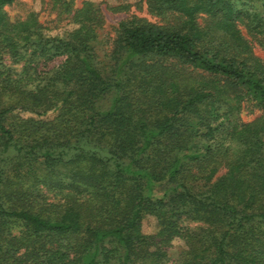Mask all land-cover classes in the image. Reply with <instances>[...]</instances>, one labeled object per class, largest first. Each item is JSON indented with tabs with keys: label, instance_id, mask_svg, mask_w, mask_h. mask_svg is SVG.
Listing matches in <instances>:
<instances>
[{
	"label": "trees",
	"instance_id": "trees-1",
	"mask_svg": "<svg viewBox=\"0 0 264 264\" xmlns=\"http://www.w3.org/2000/svg\"><path fill=\"white\" fill-rule=\"evenodd\" d=\"M17 1L0 0V264H264V0H146L163 22L121 20L103 56L94 2L42 21Z\"/></svg>",
	"mask_w": 264,
	"mask_h": 264
},
{
	"label": "rangeland",
	"instance_id": "rangeland-1",
	"mask_svg": "<svg viewBox=\"0 0 264 264\" xmlns=\"http://www.w3.org/2000/svg\"><path fill=\"white\" fill-rule=\"evenodd\" d=\"M84 1H92L101 9L103 22L99 30V44L97 46L100 56L104 55L106 47H110L112 41L110 39L114 37L116 27L121 20L138 16L153 22H163L161 16L154 15L149 11L146 0H76L78 6ZM33 10L39 13L42 21H51L57 15L56 11L52 9L50 0H18L9 8L10 15L13 18L25 15ZM50 26L54 29L52 31L54 34L74 27L67 19L60 21V23L58 21L52 22ZM255 53L263 57L264 49L257 46L255 47ZM244 117H246L245 114ZM252 117L254 115H248V118ZM143 230L146 233L156 231V221L153 217L149 216L144 219ZM182 246V241H175L171 253L177 255Z\"/></svg>",
	"mask_w": 264,
	"mask_h": 264
}]
</instances>
